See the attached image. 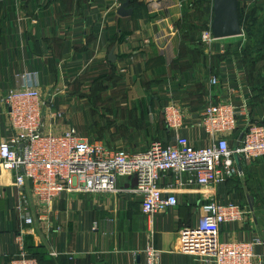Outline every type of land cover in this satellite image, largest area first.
I'll return each instance as SVG.
<instances>
[{
	"label": "crops",
	"instance_id": "1",
	"mask_svg": "<svg viewBox=\"0 0 264 264\" xmlns=\"http://www.w3.org/2000/svg\"><path fill=\"white\" fill-rule=\"evenodd\" d=\"M123 1L0 0V142L10 137L1 99L26 71L45 100L65 111L66 118L51 126L45 118V129L60 133L73 126L80 137L107 148L138 153L153 141L172 143L176 134L207 146L211 139L200 120L210 103L246 104L237 137L248 122L264 125V88L252 89L243 62L225 54L215 43L220 39L205 44L200 32L195 39L203 51L188 39L193 31L191 12H184L187 0H136L144 3L137 18L117 15ZM110 49L114 61L108 60ZM211 76L218 82L211 83ZM170 100L183 113L175 130L167 128L163 114ZM228 138L233 145V134ZM240 162V174L216 192L243 205L246 214L223 224L220 240L261 239L254 259L264 264V157ZM172 180L166 176L160 185L166 189ZM117 181L112 194L63 191L46 205L29 195L34 221L25 225L16 214L13 174L0 170V264L16 253L19 229L41 264H144L142 250L150 240L160 253L157 264H216L181 249L180 229L201 213L198 187L179 190L175 207L150 218L132 191L135 178Z\"/></svg>",
	"mask_w": 264,
	"mask_h": 264
},
{
	"label": "built area",
	"instance_id": "2",
	"mask_svg": "<svg viewBox=\"0 0 264 264\" xmlns=\"http://www.w3.org/2000/svg\"><path fill=\"white\" fill-rule=\"evenodd\" d=\"M255 1L258 0L252 3ZM200 40L209 44L216 39L208 27ZM18 78L19 86L11 87L1 99L7 108L10 137L0 142V170L13 174L15 208L21 224L34 221L29 195L46 205L63 191L112 194L117 190L118 178L133 176L136 186L132 191L141 197V213L153 218L177 205L179 190L196 186L201 195V213L194 224L180 229L182 251L216 264H255L254 249L263 243L261 239L220 240L221 226L242 221L246 210L233 199H220L216 192L240 174L236 155L245 162L264 157L263 124L248 122L238 137L234 135L240 118L248 115L246 104L238 106L226 101L204 107L200 121L211 139L207 146L196 147L176 134L172 143L153 141L142 152L134 153L82 138L73 126L60 133L45 129V118L51 126L66 118L64 111L54 107L50 99L45 100L32 83V72L26 71ZM209 80L218 82L215 76ZM163 114L168 129L182 125L183 113L177 102L166 103ZM231 134L236 139L233 145L228 138ZM166 176L173 180L165 189L160 182ZM15 233L17 251L7 264H39L25 249L22 229ZM142 253L144 264L158 263L160 253L151 240Z\"/></svg>",
	"mask_w": 264,
	"mask_h": 264
},
{
	"label": "rangeland",
	"instance_id": "3",
	"mask_svg": "<svg viewBox=\"0 0 264 264\" xmlns=\"http://www.w3.org/2000/svg\"><path fill=\"white\" fill-rule=\"evenodd\" d=\"M241 2V8L240 12L243 14L249 13V10L252 8V6H256L257 12L256 14L259 15L260 17H264V0H258L255 1L254 3L253 0H240ZM187 9L191 12V16L189 18L192 33H189L188 39L191 37L194 40V47L197 49L203 51L205 48V45H201L195 37L200 33L203 32L202 30L204 29L203 26L205 22L208 20V17L210 16V22L212 20V11L211 13L205 11V6L207 5L208 7L211 5L212 6V0L211 4L209 0H187ZM180 31H183L182 27L183 25L179 26ZM256 27V26H255ZM184 32V31H183ZM253 42H255V39L252 38H246L244 32H242L241 35H238V37H227V38H222L219 41L215 42L217 45L221 44L225 48V53H230L233 56H236L238 60L243 62L245 64L247 73L251 79V81L255 82V79L258 77L264 78V61L263 60H258L263 53H256L252 54L247 57H243L240 52L243 50L250 51L253 49ZM234 51H237V54H235ZM258 79V78H257ZM64 111V110H63ZM65 115V111H64ZM138 150H142L143 147H136ZM126 149H129L130 151H134L133 148L127 147ZM198 198V197H197Z\"/></svg>",
	"mask_w": 264,
	"mask_h": 264
},
{
	"label": "trees",
	"instance_id": "4",
	"mask_svg": "<svg viewBox=\"0 0 264 264\" xmlns=\"http://www.w3.org/2000/svg\"><path fill=\"white\" fill-rule=\"evenodd\" d=\"M209 1L211 4V0H209ZM131 4L134 7L132 16L137 18L138 17L137 11H139L141 9L144 10V3L141 1L138 2L136 0H130V5ZM240 8H241V2H240V0H238L237 10L239 13V20H240L241 29L243 30L246 38L255 39V42H253V44H252L254 46L253 49L250 51H247V50L243 51L242 50L240 52V54H242L243 57L245 58L247 56L255 54V52L256 53H263L258 60L264 61V17H260L259 15L256 14L257 8L255 5L252 6V8L249 10V13H247V14L241 13ZM205 11H207L208 13L209 12L211 13L212 6L210 5L208 7L206 5L204 12ZM184 12H185V14H187L188 10H186ZM210 18L211 17L209 16L208 20L205 22V24L203 26L204 30L209 27ZM234 52H235L234 55H236L237 51H234ZM225 54L232 55L230 53H225ZM244 66H245V64H244ZM257 78L255 79V82H253V81H251V79L247 73V79H249V83L251 84L252 89L257 91V92H260L264 88V78H260L258 76H257ZM26 247L27 246L25 245V249H27V252L29 253V255L35 256L37 258V255H36L37 250L36 249H30L29 250L28 247L27 248ZM37 260H38V258H37ZM38 263L41 264L39 262V260H38Z\"/></svg>",
	"mask_w": 264,
	"mask_h": 264
},
{
	"label": "water",
	"instance_id": "5",
	"mask_svg": "<svg viewBox=\"0 0 264 264\" xmlns=\"http://www.w3.org/2000/svg\"><path fill=\"white\" fill-rule=\"evenodd\" d=\"M238 0H212V20L209 23V29L212 31V36L215 39L227 37H238L243 30L241 29L239 13L237 10ZM120 17L131 16L133 8L130 7V0H124L116 11ZM108 54V60L114 61V50ZM238 168L240 169V161L238 156H235Z\"/></svg>",
	"mask_w": 264,
	"mask_h": 264
}]
</instances>
